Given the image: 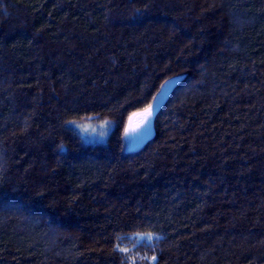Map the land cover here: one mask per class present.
Segmentation results:
<instances>
[{"label": "trees", "instance_id": "1", "mask_svg": "<svg viewBox=\"0 0 264 264\" xmlns=\"http://www.w3.org/2000/svg\"><path fill=\"white\" fill-rule=\"evenodd\" d=\"M131 257L264 264V0H0V264Z\"/></svg>", "mask_w": 264, "mask_h": 264}, {"label": "rangeland", "instance_id": "2", "mask_svg": "<svg viewBox=\"0 0 264 264\" xmlns=\"http://www.w3.org/2000/svg\"><path fill=\"white\" fill-rule=\"evenodd\" d=\"M154 110L155 109H153V114L149 118V121L147 124L141 125L142 117L140 116V118L138 119L139 115L135 116L131 120L128 129H135V130L129 131L127 135L128 142H129L128 147L130 150H136L140 148L145 143V141L148 140L153 134V118H154V112H155ZM109 129H110V124L108 122H105L103 125H86L82 127L81 130H83L84 134L91 139H95L97 137L102 138L105 135V138H103V140H105ZM84 134L83 136L87 140ZM103 140L98 139L95 141H103ZM87 141H91V140H87ZM137 238L139 239V241L145 242L148 244L157 237L156 235H153V234H147V235L139 234L137 235ZM140 258L142 259V257ZM143 258L145 257L143 256ZM141 259H136L134 257H131L132 264H139ZM152 261H155V260L152 259Z\"/></svg>", "mask_w": 264, "mask_h": 264}, {"label": "snow or ice", "instance_id": "3", "mask_svg": "<svg viewBox=\"0 0 264 264\" xmlns=\"http://www.w3.org/2000/svg\"><path fill=\"white\" fill-rule=\"evenodd\" d=\"M169 82L166 81L165 84H168ZM163 87V86H162ZM155 99V98H154ZM153 114V108L152 105H149L146 107L142 113L134 114V115H139L142 117L141 125L147 124L149 121V118ZM135 129H126L125 135H128L129 131H134ZM123 251H127V249H122ZM153 260H155V257H153Z\"/></svg>", "mask_w": 264, "mask_h": 264}, {"label": "water", "instance_id": "4", "mask_svg": "<svg viewBox=\"0 0 264 264\" xmlns=\"http://www.w3.org/2000/svg\"><path fill=\"white\" fill-rule=\"evenodd\" d=\"M166 95H167V92H165V93L163 94V96L157 100L155 107H158V106H160V105L162 104L163 99H164V97H166ZM139 118H140V116H138V119H139Z\"/></svg>", "mask_w": 264, "mask_h": 264}]
</instances>
